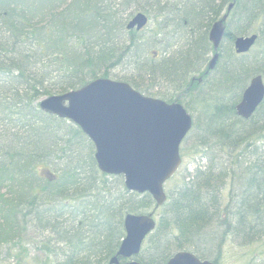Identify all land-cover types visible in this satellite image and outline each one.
<instances>
[{"label":"trees","instance_id":"trees-1","mask_svg":"<svg viewBox=\"0 0 264 264\" xmlns=\"http://www.w3.org/2000/svg\"><path fill=\"white\" fill-rule=\"evenodd\" d=\"M51 1L32 8L0 0V246L27 254L31 236L37 253L30 264H109L125 235L124 215L155 208L150 194L127 191L122 175L99 170L78 126L39 106L44 96L125 66L135 71L125 76L135 90L196 113L180 148L192 156V169L165 189L157 225L136 259L165 264L174 249H185L220 262L213 251L226 239L264 237V99L248 119L235 110L250 78H264V0ZM230 3L208 70L209 29ZM138 11L149 19L143 30L149 14L159 18L144 38L142 29L126 27ZM251 33L258 34L255 46L236 53L235 37ZM151 48L159 60L148 58ZM198 72L202 80L190 88L188 77ZM50 159L58 171L38 172Z\"/></svg>","mask_w":264,"mask_h":264},{"label":"water","instance_id":"water-1","mask_svg":"<svg viewBox=\"0 0 264 264\" xmlns=\"http://www.w3.org/2000/svg\"><path fill=\"white\" fill-rule=\"evenodd\" d=\"M228 6V11L232 7ZM227 13L209 29L214 54L208 63L212 70L224 35ZM147 16L137 12L127 29H141ZM258 35L251 33L234 39L236 53H246ZM264 99V79L253 75L235 105L238 116L248 119ZM40 108L74 122L93 142L98 168L107 174L122 175L127 191L148 193L162 206L166 201L165 182L182 163L180 146L192 127V116L178 101L166 102L135 90L129 83L106 77L91 80L78 89L51 94L39 100ZM153 212L126 213L125 235L109 264H142L134 257L145 238L154 230ZM165 264H217L201 260L188 250L174 253Z\"/></svg>","mask_w":264,"mask_h":264},{"label":"rangeland","instance_id":"rangeland-1","mask_svg":"<svg viewBox=\"0 0 264 264\" xmlns=\"http://www.w3.org/2000/svg\"><path fill=\"white\" fill-rule=\"evenodd\" d=\"M22 1L28 7H32V8H41L42 7V5L38 6L36 4L37 2H39L41 4L42 0H22ZM152 1L153 0H138V3L136 5L145 6L146 2L152 3ZM54 2H55V0H52L49 3V5L53 4ZM42 4H44V3H42ZM91 7H92V5L88 6V8H91ZM231 9H232V7H231ZM74 10H77V4H73L72 8L70 9V11H74ZM224 11L226 13L227 8ZM87 16H89V15H87ZM87 16L82 15L81 17H82V19H84ZM149 16H151L149 26L146 27L144 30L143 29L141 30L142 35L140 37H142V38H144V36H148L150 34V31H153L155 21L159 19V18L155 19L152 14H149ZM255 44H254V46H255ZM159 47H161V46L159 45ZM156 49L151 48V50L148 51V58L153 59V58L158 57L157 60H159L160 55L158 53H156V54L153 53V51H155ZM211 55H212L211 53L208 54L209 59L211 58ZM109 73H110L109 77H111V78L126 81L125 80L126 77H130V78L134 77L135 71L133 69H131L129 66H125V67L113 68ZM123 77H125V78H123ZM142 79H143V81L139 80V82H142L144 84V86L151 85V84H148V81L145 80L143 77H142ZM201 80H202V76H200L199 72L192 74L191 76L188 77V86L191 88L196 83H200ZM197 87L199 89L200 85H198ZM156 88L160 89L159 86H156ZM165 88H167V86H163V89H165ZM157 89H152V91L157 90ZM194 92H196V90H192L191 94ZM152 97H154V96H152ZM157 98H159V97H157ZM189 100L192 103L196 101L194 99L193 100L189 99ZM173 101H178V100H173ZM194 115H196V113H193L192 116L194 117ZM54 162H55V160L51 161V159L49 161H45V165H40L38 167V170H39L38 172L45 173L47 171L48 173L55 174L58 170L56 169ZM60 167H61V165H60ZM185 168H187L188 170L192 169V156L190 155L189 152L187 153V156H185V157L182 156V164H181L180 168L172 176V178L166 182L167 185H166L165 189L169 186L172 187L173 185H176V183L181 182V180H182L181 176H182V173H185ZM139 194H141V193H139ZM227 194H228L227 190H224V192H223L224 202H226ZM151 211L153 212V214H154L153 216H154L155 220L157 221L158 217L160 216V209L155 207L154 209H152L150 211H146V212L149 213ZM129 213H133V212H129ZM30 238H31V236H26V239H25L26 241L23 244V246H24L23 248H25L24 251L25 252L27 251V254H24L23 250H21V252L18 253V251L14 247H12L11 244L0 246V264H15V261H14L12 256L17 255V254L18 255L20 254V261L26 259V262L23 261L24 264H30V261L33 259V256L35 257V252L37 253V248L35 247L36 245L34 243L35 240H32ZM146 238H145L144 242L146 241ZM144 242H143V244H144ZM142 247H143V245H142ZM142 247H141V249H142ZM180 250H185V249H180ZM180 250L174 249L171 256ZM28 253H29V256H28ZM216 254H218L217 257H218L219 261L223 264H264V237H262L256 241L253 240V243H246V241H245V242L240 243V244H236L235 241H231L229 239H226L224 244L222 246H220L219 252H217V250L213 251V255L215 256ZM23 255H25L26 257H23ZM136 256L134 257L135 259H136Z\"/></svg>","mask_w":264,"mask_h":264},{"label":"flooded vegetation","instance_id":"flooded-vegetation-1","mask_svg":"<svg viewBox=\"0 0 264 264\" xmlns=\"http://www.w3.org/2000/svg\"><path fill=\"white\" fill-rule=\"evenodd\" d=\"M201 260H203V259H201ZM221 264H223V263H221Z\"/></svg>","mask_w":264,"mask_h":264}]
</instances>
